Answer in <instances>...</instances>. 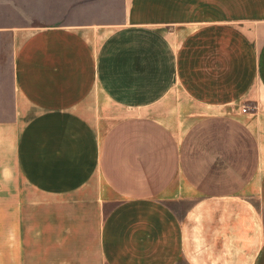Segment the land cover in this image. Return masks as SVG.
Masks as SVG:
<instances>
[{
    "label": "crops",
    "instance_id": "0c3cea01",
    "mask_svg": "<svg viewBox=\"0 0 264 264\" xmlns=\"http://www.w3.org/2000/svg\"><path fill=\"white\" fill-rule=\"evenodd\" d=\"M0 264H264V0H0Z\"/></svg>",
    "mask_w": 264,
    "mask_h": 264
}]
</instances>
